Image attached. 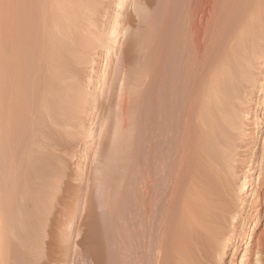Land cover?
Instances as JSON below:
<instances>
[{
	"label": "rangeland",
	"instance_id": "1",
	"mask_svg": "<svg viewBox=\"0 0 264 264\" xmlns=\"http://www.w3.org/2000/svg\"><path fill=\"white\" fill-rule=\"evenodd\" d=\"M64 1L66 16L60 6L56 5L58 10L51 9L55 6L51 0H0V57L4 58L3 62L9 60L20 66L21 86L27 77L35 76L38 95L30 102L36 111L42 108L44 115L38 123H27L24 139H36L34 132L43 130L40 133L46 148L51 146L54 152L48 155L51 165L47 164L46 168H54L60 175L54 178L51 174L52 178L47 171L42 188L35 187L33 202L39 203L40 209L35 205L38 211L32 208L29 219L22 222L28 223L22 225L21 243L14 248L16 258L12 262L176 264L174 227L178 219L173 216L167 222L168 179L165 186L159 185L158 207L150 215L142 213L137 184L141 160L150 157L147 134L151 132L152 122L156 30L167 23L174 5L171 2L175 1ZM176 1L181 10L182 0ZM60 19L65 25L62 22L60 25ZM55 24L67 27L58 35L57 42L61 43L55 44V48L52 46L61 53V65L56 63V66L62 69L63 75L58 80L56 72L53 73L56 68L53 70L47 64L46 52L42 54L48 48L44 33L52 34ZM44 47L47 48L44 50ZM258 67L264 82V62ZM0 80L6 93V78ZM260 89L250 98L247 139L238 142L241 153L246 156L237 181L246 209L244 219L236 227L235 240H223L222 245L224 241L226 245L213 257L215 264L256 262L251 246L264 219L256 216L255 208L251 207L252 196L260 187L259 172L247 166L264 137V83ZM123 97L125 110L120 107ZM20 98L17 106L26 109L25 97ZM143 114L148 131L145 136L141 129ZM35 178L39 184V178ZM50 180L58 184L56 192L49 186ZM62 219L64 231L60 236L54 235Z\"/></svg>",
	"mask_w": 264,
	"mask_h": 264
},
{
	"label": "bare ground",
	"instance_id": "2",
	"mask_svg": "<svg viewBox=\"0 0 264 264\" xmlns=\"http://www.w3.org/2000/svg\"><path fill=\"white\" fill-rule=\"evenodd\" d=\"M51 1L55 5L51 9L60 6L63 16L67 15L64 0ZM174 1L167 23L156 30L151 132L147 134L144 114L141 128L144 136H150V157L141 160L138 192L143 215H150L158 207V187L168 179L167 222L173 216L178 219L174 227L176 264H215L213 257L224 249L223 240H235L236 227L246 211L237 187L245 166L238 142L247 139L250 98L264 83L258 67L264 62V0H182L181 10ZM58 25L52 34L44 33L48 48L42 52H46L47 64L56 68L52 70L56 78L63 71L56 66L61 65V53L53 47L61 43L58 35L67 28ZM2 60L0 57V79L6 78L8 91L0 85V264H14V248L21 243L22 225L28 223L22 222L29 219L32 208L34 212L40 209L33 202V191L36 186L42 188L47 171L54 170L46 168L48 155L54 152L51 146L46 148L43 130L36 126V139H24L27 123L44 117L42 108L36 111L30 100L38 95L35 76L27 77L21 86L20 66ZM20 96L25 97L26 109L16 104ZM124 98L121 110H125ZM255 150L247 167L258 170L260 187L252 196L251 207L264 219V137ZM50 172L49 177L60 176L55 170ZM57 185L51 181L49 186L56 192ZM64 226L62 219L54 235H62ZM229 235L234 237L229 239ZM251 247L255 263L264 264V220Z\"/></svg>",
	"mask_w": 264,
	"mask_h": 264
}]
</instances>
